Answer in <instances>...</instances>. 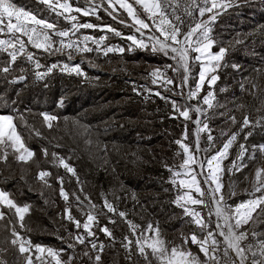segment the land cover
Wrapping results in <instances>:
<instances>
[{"label": "trees", "instance_id": "1", "mask_svg": "<svg viewBox=\"0 0 264 264\" xmlns=\"http://www.w3.org/2000/svg\"><path fill=\"white\" fill-rule=\"evenodd\" d=\"M12 2L38 19L55 23L57 30H69V37L66 38L52 36V30H47L54 42L64 39L65 43L74 41L79 44L84 36L104 39L99 45L91 39L86 42L93 48L92 52H73L72 58L83 56L77 61L68 58V49L56 51L59 43H54L53 48L45 51L34 47L24 35L19 37L25 42V48L18 52L15 62L9 63V53L18 50L19 44L16 49L8 48L7 51L0 47V114L14 117L25 146L35 153L25 163L16 160L13 149L8 148L7 161H0V190L7 192L18 206H29V211L24 214V227H20L14 209L10 210L5 205L0 207V211L5 212V218L0 220V260L6 264H26V258L31 256L19 251L20 242L13 235V227L21 242L44 243L59 252L64 260L75 258L77 264H146L137 251L135 239L150 223L154 227L158 224L166 240L174 243L182 241V234H192V218L174 203L183 188L170 182L172 174L164 164L178 166L182 162L184 153L174 141L182 139L185 127L187 143L195 150L196 124L193 120L198 118V113L190 111L191 119L185 120L173 109L172 100L182 108L198 105L204 110L201 121L208 123L214 138L207 140V130L199 134L205 159L215 154L233 133H237L228 157L222 161V191L226 203L232 207L253 198L255 171L264 164V155L257 150L259 145L264 144V1L248 0L216 17L209 34L216 41L212 50L217 52L222 46L227 49L216 72L212 73L219 79L210 85L208 81L212 74L209 75L198 97L188 101L183 94H177L185 91L184 87H180L184 70L173 71L169 67H179L172 59L173 54L153 52V41L136 32L131 25L113 19L104 10L108 8L106 0L97 9L99 19L96 15L83 16L82 13L73 12L72 15L78 17L73 22L57 14L61 9L53 12L40 0ZM68 2L74 8H91L87 0ZM94 3L100 5L101 0H94ZM109 11L119 20L133 22L126 13L111 8ZM195 15V20L191 21L183 14L182 32L196 22L199 12ZM71 23H92L98 27L80 28L73 33ZM106 26H111L121 35H115ZM202 30L194 35V40ZM155 35L160 36L159 33ZM128 36L148 39V47L141 49L127 39ZM10 39H13V34L6 31L0 33V40ZM107 47H113L114 51L105 55ZM191 47L189 89H194L198 82L200 62L193 59L197 53L191 51ZM119 48H123L124 52H119ZM29 54L33 55V59H28ZM36 61L41 67H36ZM53 64L59 67L48 72ZM64 64L70 67L79 64L82 73L61 71ZM6 66L9 71L3 72ZM101 66L106 70H101ZM156 69L163 73L161 77L150 75ZM37 72L46 75L39 78ZM163 77L171 78L174 83L165 85ZM153 79L157 83L153 84ZM209 90L215 97L212 108L202 101ZM156 92L168 99H161L155 95ZM43 112L59 118L52 122V128L47 127L40 115ZM231 116H235V123L229 119ZM21 117L26 124L22 123ZM245 117L250 121L247 127H243ZM33 128L39 131V136L32 131ZM241 145L244 146L242 161L237 159L241 154ZM43 148L48 149L47 157L42 152ZM178 152L180 155H177ZM52 153L64 158L75 169V175L59 165ZM232 161L237 164L243 162L246 167L230 171ZM41 170L51 173L45 178L51 187L37 178ZM176 170L182 171L178 167ZM58 177L63 178V188L69 194L67 202L60 195ZM230 191H234L235 195L229 196ZM74 196L82 198L84 203L90 201L96 205L98 221L92 226L95 236L87 237L84 244L76 243V253L75 248L67 247L66 242H75L71 241L69 234H83L85 230L75 228L74 223L66 218L65 209L70 207L72 216L81 224L86 219L84 213L89 210L85 209L88 203L78 206ZM105 199L117 211L125 212L126 219L109 212L104 207ZM204 199L208 206L199 205L198 208L210 224L206 231L214 232L222 248L225 243L216 229L214 205L208 191H205ZM209 208H213L210 217L207 215ZM258 212L259 209L253 213L254 218ZM113 220L115 223L111 222ZM127 221L138 226L135 232ZM219 222L223 225L222 220ZM105 226L111 231V237L100 230ZM245 229L250 234L252 230L257 233L256 241L264 238V216L256 218L254 224L250 221L241 230ZM200 236L205 234L201 233ZM125 237L133 240L130 252L124 247ZM13 239L17 240L16 245L12 244ZM90 241H94L98 247L103 244V251L92 249ZM187 245L199 255L202 254L199 246L190 240ZM85 252L88 255H84ZM97 254L101 256L99 262L94 259Z\"/></svg>", "mask_w": 264, "mask_h": 264}, {"label": "snow or ice", "instance_id": "2", "mask_svg": "<svg viewBox=\"0 0 264 264\" xmlns=\"http://www.w3.org/2000/svg\"><path fill=\"white\" fill-rule=\"evenodd\" d=\"M40 2L44 3L48 6V8L57 12V9H61L62 11L57 12L58 15L63 16L66 20L70 22L77 21L78 17L76 15H72L71 13H82L83 16L96 15L98 16L97 9L103 5L105 0H101V4L97 5L94 3V0H87L89 4H91V8H80L73 7L68 0H64L63 3L60 0H40ZM108 4V8H105V11H108V14L113 17V19H117V17L113 14L112 11H109V8L116 9L117 5L119 9H122L127 17H130L134 24L131 26L135 28V31L144 35L141 32L142 29H149L152 25H155V30L160 33V36H150L149 39L153 41L151 44V50L153 52H162L164 55H168L169 51L173 54V59H178L179 67L169 66L173 71H179L180 68L184 70L185 75L183 76V83L180 85L181 88L186 85L188 80V69H189V50L190 46L195 44L194 47H191V51L199 53L193 57L194 60L200 61L205 54H207L210 61L215 62L211 67L205 66L200 71L198 76V82L194 89H189L187 93V99L192 100L198 97L199 92L204 85L206 73H215L216 69L219 67V62L223 60L227 49L225 47H220L219 50L215 53H212L210 49L216 43L214 39L210 37V33L212 31L211 24L216 20L219 12H213V9H222L226 7L224 3H218V0H202L201 3H197V0H191L190 3L186 0V6L184 11L188 15H192L189 10L192 7H195L199 11L200 17H203L205 13H210L207 20H204L201 23L195 24L194 27H189L187 32H182L181 26L183 24L182 18L176 12V7L173 6L174 0H106ZM178 6V2L176 3ZM137 8L140 9L138 13ZM171 9V11H169ZM67 13L68 15H65ZM146 14V15H144ZM144 15V18L141 16ZM15 20V22H13ZM146 20H151V25L146 22ZM120 23L127 24L126 20H120ZM28 25H31L29 27ZM138 25V27H137ZM40 28V31H37V28ZM97 25L92 23H71V30L73 33L80 28H96ZM108 27L109 31L115 33V35H121L116 29L111 26ZM203 29L200 32V35L193 42L192 37L199 30ZM47 30H52V36H58L61 38L69 37V30H57L55 23H49L45 19H38L36 15H33L30 11H25L23 7H18L12 0H0V33H4L5 31L9 34H13V39L11 40H0V47H3L4 51H7L8 48L16 49L17 43L19 44V49L16 51H12L9 53L10 61L9 63L15 62L17 59L18 52H22L25 48V42L20 39L19 36H16V33H21L24 36H27L28 41L36 48H43L45 51H49V49L53 48L54 43H59L60 47L55 49L56 51H62L63 49H68L67 52L68 58L72 59L73 52H82L88 53L92 52L93 48L89 47L86 43L90 39L96 45L100 44V41L104 39V37H100L99 39L94 37L84 36L83 41L81 43H76L74 41H69L65 43L64 39H60L58 42H54L49 35ZM43 36V43L38 42L37 39H34V36ZM163 37L161 39L160 37ZM127 39L133 41L135 45H138L141 49L147 48L148 44L144 42V40L137 39L135 36H128ZM175 45H180V47H176ZM131 47V46H130ZM113 47H107L104 50V54L107 55L110 52H113ZM119 52L123 53L124 49L119 48ZM28 59H33V55L29 54ZM36 67L39 68L41 65L38 61H36ZM59 67V65L53 64L48 68V72H51L54 68ZM233 67H236L235 65ZM69 71L75 72L77 74H81L82 70L79 64L74 66H69L68 64H64L61 67V71ZM3 72H8L9 67H4L2 69ZM37 77L43 78L46 73L37 72ZM152 77L162 76L163 73L160 72L159 69H156L150 73ZM219 77L215 74H212L209 77V84L213 85ZM152 83H157L156 79L152 80ZM165 85H171L174 81L171 78H167L163 81ZM135 90V89H134ZM166 90H169L166 88ZM151 91V90H149ZM183 94V92L177 93ZM155 95L160 96L161 99L167 100V97L161 96L160 92H156ZM215 99L214 94L211 90H209L206 95L202 97V101L204 105H207L208 108L213 107V100ZM172 107L175 111L179 113L181 117L185 120L191 119L190 111H194L198 114H203V109L200 106H192L187 105L185 107L179 106L176 101H171ZM43 117V120L47 123L48 128L53 127L54 121H57L59 118L55 115H51L47 112H43L40 114ZM229 119L235 123V116L229 117ZM22 123L23 117H21ZM193 123L197 125L196 133H195V150L193 147L184 142L187 139V128L185 127V131L183 133L182 139H177L174 141L175 144L179 146V149L182 150L184 154H186V158L182 160V162L178 166H169L166 163L164 167L172 174L170 182L178 187H182L183 189H187L182 194H179L174 201L179 207L184 210V213L192 218L190 221L197 225L202 232L206 231L210 228V224L205 220L204 215L196 211L195 209L186 207V205H203L208 206L205 199V189L201 187V181L197 178L202 177L203 182L208 185H215L214 187H210L209 191V199L214 202V213L217 217L216 229L219 230V235L223 237L224 243L227 247L224 249V254L227 256L228 249H233L236 257L239 258L238 261L234 259H229L227 264H264V238L259 239L256 244L251 242L247 244H242V242L248 240L249 230H241L245 225H248L250 221L254 224L256 222V218L259 216H264V167L258 168L255 171L254 180L252 181L253 186V198L248 199L246 201L241 202L238 206L233 208L231 205H228L225 201V195L222 191L223 184L220 181V173L223 172V168L221 167L222 161L226 159L229 155V148L233 144V142L237 138V133H233L231 137L223 143L222 147L218 149L215 154L204 160H198L196 157V152L200 151V136L199 134L204 131H208L209 134L207 136L208 141H212L214 138L210 134V130L208 128L207 122H202L200 119L193 120ZM250 121L248 117H245L243 120V127H247ZM35 131L36 135H40L39 131L36 129H32ZM226 134V133H225ZM250 135V133H249ZM8 148H12L13 152L16 154L15 159L18 161H23L27 163L31 160L35 153L25 146L21 135L17 131L16 124L14 123V117L11 115H0V161L6 162L8 159ZM258 151L264 155V145H259L257 148ZM42 152L45 157L48 156V149L43 148ZM244 152V146L241 145V154L237 157V159L242 161ZM180 155V152L177 153ZM54 159L62 165L67 172L75 175V169L72 168L64 158L58 157L56 153H52ZM252 158H255V153H253ZM176 167L183 170L177 171ZM243 167H246V164L241 162L237 164L236 161H232L229 170L235 169L236 171L241 170ZM207 169L205 172L204 169ZM51 173L48 171H39L37 178L44 182V184L48 187H51L49 182L45 179L50 176ZM185 178L178 179L181 176ZM61 184L60 187V195L67 202L69 200V194L63 188V178H57ZM78 179V178H77ZM83 191V189H81ZM198 194V197H194L192 192ZM255 193H259V196H256ZM235 195L234 191L229 192V196ZM77 201V205L83 204V201L80 200L79 196L73 197ZM135 198V197H133ZM85 199H89L85 197ZM0 205H5L8 209L13 210L14 214L18 215L20 227H24L23 220L24 214L29 211V206H18L12 199L9 198V194L3 190H0ZM104 207L107 208L109 212H113L116 215L126 219V213L123 211H117L114 205L104 200ZM89 211L85 212V222L81 224V221L76 219L71 214V208L66 207V218L69 221H72L75 225L76 229H80L81 227L85 230L83 234L72 235L70 238L71 241H75L79 244H84L87 237L95 236V233L92 231V226L94 223H97V215L92 213V210L96 208L95 204H92L89 201L88 204ZM257 217L254 218L253 213L257 212ZM213 213V208H209L208 216L210 217ZM5 218V212L0 211V220ZM223 221V226L219 222ZM115 223V221H111ZM131 230L133 232L136 231L137 225L133 224L132 221H127ZM225 229H227L225 231ZM107 236L111 237L112 233L108 227H102L100 229ZM13 235L18 236L19 234L15 231V228L12 229ZM154 233L151 236H145L144 233ZM251 235L255 238L257 233L252 230ZM181 239L183 243L181 245H176L174 242L167 241L165 237L162 236L161 230L158 224L154 227L151 223L148 224L147 228L143 229L140 232V235L136 237L135 244L137 245V251L140 255H142L146 261V264H153V260L149 259L150 250L151 255L158 264H212L213 261H216V264H219V261L216 260L215 252L218 248V241L215 239V234L213 231H206V236L203 239L198 238L196 233H192L190 235H181ZM126 243H124V247L130 252V246L133 244V240L125 237ZM196 244L199 246L200 251L206 256L208 259L204 262H201L198 257L194 256L190 250L184 247L188 243ZM18 242L16 239L12 240V244L16 245ZM31 243L30 241L28 242ZM91 248L97 249L98 252H102L104 245L100 244L99 247L94 241H90ZM36 250L39 253H43L47 251L48 255L53 257L55 260V264H62L60 259V253L54 251L51 248L44 249L40 245H36ZM68 248H75V243L69 242L67 244ZM255 249V250H254ZM30 249L26 247L23 242L19 243V251L21 253L28 252ZM250 253V257L249 254ZM84 255H88V252H85ZM39 259V257H37ZM95 261L99 262L101 260V256L97 254L95 256ZM72 257L68 260L63 261V264H71ZM0 264H6V262L0 260ZM26 264H33L31 257L26 258Z\"/></svg>", "mask_w": 264, "mask_h": 264}, {"label": "rangeland", "instance_id": "3", "mask_svg": "<svg viewBox=\"0 0 264 264\" xmlns=\"http://www.w3.org/2000/svg\"><path fill=\"white\" fill-rule=\"evenodd\" d=\"M248 0H222V3H224L225 5H227L226 6V8L227 9H229V8H231V7H236V6H240L241 4H244V3H246ZM251 1H255V0H251ZM257 1H264V0H257ZM61 3H63V2H61ZM223 9V8H222ZM114 10H116V11H118V12H120V13H125L122 9H119V6L117 5V7H116V9H114ZM218 10H220V9H218ZM137 11H138V13L140 12V9L139 8H137ZM213 11H216V10H213ZM72 14V13H71ZM210 13H206L203 17H200V15L198 16V18H197V20H196V22L193 24V25H191V27H193L198 21H199V19H203V18H205V17H207L208 15H209ZM144 15H146V14H144ZM144 15H142L141 16V18H144ZM195 17H196V15H195ZM116 20H118L119 22H120V20L117 18ZM195 20V19H194ZM191 21H193V19L191 20ZM13 22H15V20L13 21ZM146 22H148L150 25H151V20H146ZM134 23V21L132 22V23H127L128 25H132ZM29 27H31V25H28ZM137 27H138V25H137ZM134 28V27H133ZM189 30V29H188ZM187 30V31H188ZM37 31L39 32L40 31V28L38 27L37 28ZM146 31H149V32H147L148 34H152V35H154V36H156L155 35V33H159L158 31H156L155 30V25H152L149 29H142L141 30V32H145L146 33ZM186 31V32H187ZM203 31V30H202ZM201 31V32H202ZM140 34V33H139ZM160 34V33H159ZM15 35H18V36H23L21 33H16ZM196 35V34H195ZM200 35V33L198 34V36ZM142 36H145V35H142ZM198 36H196V39H197V37ZM145 37H147V36H145ZM34 39H37L38 40V42H41V43H43L44 41H43V36L41 35V36H39V37H37V36H34L33 37ZM137 38V37H136ZM148 38V37H147ZM161 39H163V37L161 36L160 37ZM194 36L192 37V40H193V42L195 41L194 39ZM137 39H141V40H143L142 38H137ZM149 39V38H148ZM148 39H145L144 40V42L146 43V41L148 40ZM11 40V39H10ZM150 40V39H149ZM191 46H195V44H193V45H191ZM190 46V47H191ZM20 46H18V48H19ZM210 51L212 52V53H215L213 50H212V48L210 49ZM169 53H171L170 51H169ZM172 54V53H171ZM197 55H199V53H197ZM173 56V55H172ZM82 55H78V56H76L75 58H72V60H74V61H77L78 59H82ZM173 59V58H172ZM178 57H177V59H173L174 60V62H175V64L177 65V66H179V64H178ZM200 62V71L203 69V67H205V66H208V67H211L215 62H213V61H210V59L208 58V56H207V54H205V56L199 61ZM100 69L101 70H106V68L104 67V66H101L100 67ZM212 73H206V78H205V80L207 79V77L209 76V75H211ZM184 75H185V73H184ZM183 75V76H184ZM159 77H161V76H159ZM163 79H165V77H163ZM182 83H183V78H182ZM187 87H189V83H188V81H187V83H186V85H184V89H185V91H184V93H183V98L186 100V101H188V99H187ZM194 106H197V105H194ZM1 115V114H0ZM190 115H191V112H190ZM196 128H197V125H196ZM196 128H195V131H196ZM195 131H194V137H195ZM184 142L185 143H187V140H184ZM188 144V143H187ZM264 145V144H263ZM200 146H201V144H200ZM194 148H195V146H194ZM199 148H201L200 149V151L199 152H196V157H197V159L198 160H204L205 159V157L203 156V149H202V147H199ZM184 155V157H183V159H185L186 158V154H183ZM221 167H222V165H221ZM262 167H264V164H262L260 167H258V168H262ZM257 168V169H258ZM181 172H183V170L181 171ZM220 175V181H221V175H222V173H220L219 174ZM182 178H185L183 175L181 176V177H179V179H182ZM200 181H201V187L202 188H204L205 189V191H208L209 192V190H208V188L206 187V184L203 182V179H202V177H197ZM262 178H264V176H262ZM222 183V182H221ZM215 185H212V187H214ZM184 191H187V189H183V191H182V193L184 192ZM181 193V194H182ZM192 195L194 196V197H198V194L197 193H195L194 191L192 192ZM256 196H259V195H256ZM204 198V197H203ZM250 199H252V198H250ZM81 201H83L82 200V198L80 199ZM85 201H83V206H85L87 203H84ZM89 204V203H88ZM240 204V203H239ZM238 204V205H239ZM213 205H214V202H213ZM238 205H236V206H238ZM2 205H0V207H1ZM236 206H234L233 208H235ZM186 207H189V208H192V209H195L196 211H199V205H186ZM214 207H215V205H214ZM85 209L87 210H89V208H88V206L87 207H85ZM200 212V211H199ZM92 213L94 214V215H96L97 214V212H96V208L94 209V211H92ZM216 220H217V217H216ZM221 223V222H220ZM222 225V224H221ZM223 226V225H222ZM227 229H225V231H226ZM193 233H196L197 235H198V238H200V239H203L205 236H206V231H204V232H202L201 230H200V228L197 226V225H195L194 224V232ZM201 233H203V234H205V236H200L201 235ZM144 235L145 236H151V235H154V233H149V232H145L144 233ZM163 236V235H162ZM18 237V240H19V242L21 243V239L19 238V236H17ZM164 237V236H163ZM24 243V242H23ZM67 244L69 243V242H66ZM72 243H75L76 244V242H72ZM183 243V241H178V243H175L176 245H181ZM184 247L185 248H187L188 250H190L191 252H192V254L194 255V256H196V257H198L199 258V260L201 261V262H204V261H206L208 258L206 257V256H204V254L202 253L201 255H199L196 251H194V250H192L187 244L186 245H184ZM73 249V248H72ZM146 251H148L149 252V259L150 260H153V264H158V262L157 261H155L154 259H153V257H152V255H151V252H150V250H147L146 249ZM75 253H76V248H75ZM36 254H37V250H35V252L33 253V254H30L31 256H29V257H31V259H32V261H33V264H34V260H35V257H36ZM33 255V256H32ZM215 256L217 257V255H216V252H215ZM217 260V259H216ZM216 261H213L212 262V264H214ZM71 264H77L76 263V260H75V258H73L72 260H71Z\"/></svg>", "mask_w": 264, "mask_h": 264}, {"label": "built area", "instance_id": "4", "mask_svg": "<svg viewBox=\"0 0 264 264\" xmlns=\"http://www.w3.org/2000/svg\"><path fill=\"white\" fill-rule=\"evenodd\" d=\"M178 2V6H176V3ZM188 3L191 2V0H187ZM202 0H197V3H201ZM218 3H222V0H218ZM174 7H176V12L178 15L184 16L188 19V20H194L195 19V13L198 11V9H196L195 7H192L190 8L189 10L191 11L192 15H188L185 11H184V8L186 6V0H174V4H173ZM227 8L224 7L223 9H220V10H216V11H213V12H219L218 15L222 14ZM169 11H171V9H169ZM199 12V11H198ZM211 15V14H209ZM208 15V16H209ZM217 15V16H218ZM208 16L205 17V18H201L199 19V21L197 23H201L203 22L204 20H207L208 19ZM196 23V24H197ZM195 26V25H194ZM193 26V27H194ZM200 31V30H199ZM198 31V32H199ZM195 35V34H194ZM217 222V220H216ZM218 233H219V230H218ZM253 243V244H256L257 241L256 239L249 233V236H248V240L242 242V244H247V243ZM26 247H29V251L26 252L28 254H33L36 250V245H40L42 248L44 249H48V246L44 243H24ZM227 247V245L225 244L224 247L220 248L219 245H218V248H217V261H219V264H227V261L231 258V259H234L236 261H238V258L236 257V255L233 253L232 249H228V254L227 256L224 254V249ZM255 250V249H254ZM37 257H39V259H37ZM249 257H250V253H249ZM60 259L62 261V264H63V258L60 256ZM34 264H55V260L53 257L49 256L47 251L43 252V253H39L37 252L36 254V257H35V260H34ZM216 264V262L214 263Z\"/></svg>", "mask_w": 264, "mask_h": 264}, {"label": "water", "instance_id": "5", "mask_svg": "<svg viewBox=\"0 0 264 264\" xmlns=\"http://www.w3.org/2000/svg\"><path fill=\"white\" fill-rule=\"evenodd\" d=\"M131 25V24H130ZM134 30H135V28H134ZM144 33V35L145 36H147L148 38L150 37V36H153L152 34H148V33H145V32H143ZM141 34V33H140ZM189 62H190V56H189ZM187 75H188V83H189V69H188V73H187ZM188 91H189V87H187V93H188ZM194 106V105H193ZM197 119H200L201 120V114H198V118ZM197 129V128H196ZM195 133H196V131H195ZM199 147H201L200 146V144H199ZM201 149V148H200ZM203 179V178H202ZM206 187L208 188V190L210 191V187H212V185L210 186V185H208V184H206ZM215 205V204H214Z\"/></svg>", "mask_w": 264, "mask_h": 264}, {"label": "bare ground", "instance_id": "6", "mask_svg": "<svg viewBox=\"0 0 264 264\" xmlns=\"http://www.w3.org/2000/svg\"><path fill=\"white\" fill-rule=\"evenodd\" d=\"M176 47H180V45H175ZM232 251H233V253L235 254V252H234V250L232 249ZM238 258V257H237ZM238 260H239V258H238ZM63 261H65L64 259H63Z\"/></svg>", "mask_w": 264, "mask_h": 264}]
</instances>
